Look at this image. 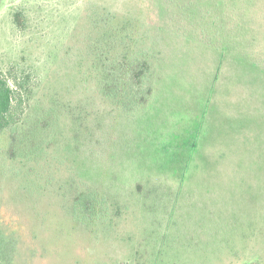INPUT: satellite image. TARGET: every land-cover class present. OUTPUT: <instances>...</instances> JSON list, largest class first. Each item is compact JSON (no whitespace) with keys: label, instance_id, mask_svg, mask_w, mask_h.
Wrapping results in <instances>:
<instances>
[{"label":"rangeland","instance_id":"1","mask_svg":"<svg viewBox=\"0 0 264 264\" xmlns=\"http://www.w3.org/2000/svg\"><path fill=\"white\" fill-rule=\"evenodd\" d=\"M263 20L264 0H0V74L24 84L0 264H264ZM131 36L149 96L148 58L104 89L96 55Z\"/></svg>","mask_w":264,"mask_h":264},{"label":"trees","instance_id":"2","mask_svg":"<svg viewBox=\"0 0 264 264\" xmlns=\"http://www.w3.org/2000/svg\"><path fill=\"white\" fill-rule=\"evenodd\" d=\"M111 22L106 20L105 18H102L101 21L96 22V25L99 26L98 24L103 23L105 26L109 27V25L113 22L116 24H113L110 27V39H113L114 37V33L117 32L119 30H121V26L117 25V21H115L114 16H112ZM262 24L264 23L263 21H260ZM263 26V25H262ZM120 27V28H119ZM105 28H103L102 30H104ZM252 30H254L253 32H250L248 35V38L246 39V41L248 42L247 44L250 46L252 42L254 43H259L262 42V45H264V26L262 29H260L258 26H252ZM112 32V33H111ZM240 36H242V34H240ZM133 37L131 36V38H126V39H120L118 40V42L116 43L117 46H122V45H126L127 43H130L131 39ZM114 40V39H113ZM246 43V42H245ZM116 45L113 46V43H111V48H113V50L116 49ZM109 50L110 48L108 46H106ZM106 47H102L101 48V55L100 58L96 55V60L97 63L101 66L103 65L104 67V73L107 74V79L105 81L106 84H104V89L106 90V86L107 84H111L112 86H114V82H117L119 79V75L124 73L125 75H131L130 73H132L133 71V64L134 63H138L140 58H148L144 52L141 53H132L130 55V53H128L127 51L129 50L130 46H122L124 48V52L122 55L126 56V57H122V55L117 54V56L113 57L108 55V52H106ZM99 51V49H98ZM146 61V60H145ZM148 64H144V68H142V74L140 75V77H138L139 82L135 83L138 86L135 88V92H133L132 94H135L139 91H143L145 96H149L152 94V83L154 80V77L152 78V74L150 76L149 79H147V73H151V67L152 64L149 61V58L146 61ZM154 75V74H153ZM15 85L16 88H12L10 85V82L8 80V78L2 74H0V138L4 135H6L8 133V131H10L16 124H17V118H18V111L19 108L18 106L20 105L18 103V88L19 87H23V83H18L17 80L15 81ZM134 85V83L132 84ZM120 86H116L114 87L115 90H117ZM106 93V91H105ZM117 94V92H116ZM131 96V95H130ZM107 98H109L110 100H113L114 97H109L106 95ZM125 101V100H124ZM124 101H120L117 102L118 105H121ZM18 103V105H17ZM130 111V110H129ZM77 200H84L83 203L86 205L85 209H86V214L87 213H95L94 207L95 204H91L90 201V197L94 198L93 195L91 194H82L80 196H77Z\"/></svg>","mask_w":264,"mask_h":264}]
</instances>
